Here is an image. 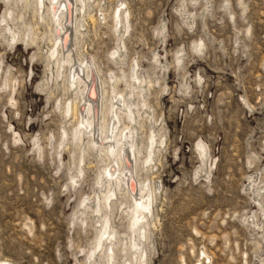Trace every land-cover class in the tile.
Returning <instances> with one entry per match:
<instances>
[{
  "label": "rangeland",
  "instance_id": "rangeland-1",
  "mask_svg": "<svg viewBox=\"0 0 264 264\" xmlns=\"http://www.w3.org/2000/svg\"><path fill=\"white\" fill-rule=\"evenodd\" d=\"M86 1L76 16L83 35L71 43L73 73L84 75L82 62H94L97 84L109 89L138 63L147 80L146 93L134 99L144 97L149 108L137 116L133 176L155 187L141 264H263L264 0ZM35 6L0 0V260L100 264L102 254L90 257L103 219L82 204L103 198L99 182L109 161L86 137H73L77 121L64 108L80 94L69 84V67L59 78L49 59L51 17L40 19ZM120 6L131 15L117 33ZM8 12L23 39L12 41L2 23ZM118 48L122 61L113 57ZM123 85L117 90L126 94ZM153 131L158 144L149 166ZM116 193L119 201L103 216L117 240L129 242L133 202ZM121 247L115 264L133 258Z\"/></svg>",
  "mask_w": 264,
  "mask_h": 264
},
{
  "label": "bare ground",
  "instance_id": "bare-ground-1",
  "mask_svg": "<svg viewBox=\"0 0 264 264\" xmlns=\"http://www.w3.org/2000/svg\"><path fill=\"white\" fill-rule=\"evenodd\" d=\"M28 2L29 0H25V3ZM35 2V10L40 19L46 20V14H48L49 18L51 17V20L49 21L51 22L52 27L50 26L51 36L49 40L52 44V49L49 53V59L56 61V66L58 67L57 73L59 78L67 77V75H69L67 73L71 72V75L68 76L69 84L71 85V88H73V90L75 89L74 92H76L77 95H81V100L80 97L77 98L78 96H80L78 95L76 98H74V100H76L74 102H71L68 109L64 108V114H66V116L68 117L73 116L77 121V127L73 133V137L78 138L79 143L84 141L83 139L84 137H86L88 139L89 146L92 145L93 148H97L100 153L105 154L109 161V164L106 161L108 165L106 166L107 168L105 167L106 169L103 171L100 177L101 181L99 182V186H101L102 189L106 188V192H103L104 194H102L103 198H100V196H96L97 198L96 200L94 199L95 201H90V203L87 204L88 200H90L87 199L82 204L84 210H90L93 212L92 214H97L99 218L102 217L101 219H103L102 221L98 220L100 224L99 237L97 239L95 249L92 251V255L90 257L91 261L93 259L96 260V254L99 252L103 256L104 262H101L102 264H115V262L118 261L116 260L117 253L115 248L118 244L122 246L121 251L123 250V252H127L128 249H130V251H134V253L132 254L133 258H131L130 261L128 260L129 258L127 260H124L128 261L127 264H134V262H136V264L145 263L147 262V256L145 252L147 249L145 250L143 248V242H141V240H145L147 239V237H149V235L147 236V226L149 222L148 217L151 218L153 214V204L155 202L153 189H155V187H153L152 189L151 186H149L150 184L147 185L149 182L145 184V182L142 181L144 185L141 183H137V180L134 179L135 177L133 176V171L135 170L134 163H136L135 161L138 160L136 159V155L139 154V151L137 150V147L139 146L137 144V134L139 132L137 133V129L135 127V125H137V116L139 115L140 118L142 109L149 108L147 104L148 102L144 97L142 100L139 99L140 104L135 103L136 101L134 99L135 97H142L143 93L145 92L146 87L144 88V86L145 83H147V80L145 81V79L142 77L138 63L132 66V72L128 76V78L125 75H123L122 77L114 76L111 84H108V87L110 86L109 89L104 87V85L100 82L101 80H99V83L97 84V81L95 79V72H97V69H95L96 66L93 65L94 62L92 64L90 61L84 60L82 62V65L78 63L79 66L81 65V67L83 66V68H85V74L82 75L80 69H77L74 74L73 72L76 68V62L74 61L73 47H71V43L75 35H83L80 31L81 24L78 23L76 16H78V13H82V10L86 8L87 1L35 0ZM80 4H82V7L80 6ZM124 9L125 7L123 8L120 6L114 13V22L116 24L115 28L117 33L122 32L121 30L124 28L123 26L125 23L127 25L130 24L129 19L131 14ZM9 14L10 13L8 12V14L3 17L2 23L5 25L7 31L11 33L12 41L15 42L17 40L23 39L12 30V27L8 21ZM10 15L12 16V14ZM90 15V19L95 22L96 19L94 18V16H92V14ZM103 16L105 18V15ZM25 40L26 38H24V41ZM122 40L123 38H121V41ZM123 45V48H126L125 43ZM120 52L121 50L118 48V50L113 53V57L121 58ZM119 61H122V58L121 60L119 59ZM177 62L180 63V60ZM67 67H69V72H66ZM107 83L108 82H105V84ZM119 84H124L127 88L128 93L123 94L121 92H118L119 90L117 89ZM96 86L99 90L98 93L96 91ZM101 92L102 95H99L101 94ZM105 97L107 100H105ZM99 115L101 116L100 118ZM143 119L145 118H142L141 121H143ZM123 121L124 124H122ZM139 124L140 123H138V125ZM151 135L152 136L150 138V142L148 143L149 158L146 157L147 161L145 162V164L149 166L154 163V149L157 148L158 144L156 132L153 131ZM68 136V134L65 135L64 142L68 139ZM162 144L164 145V141H162ZM68 146L69 145H67L66 147ZM203 153H205V151ZM140 155H142V153ZM80 177L81 175L73 178L72 181L75 185L79 184ZM115 187L119 189L121 196H124V198L130 197L133 202V205L131 207L132 215L130 223L131 235H128L129 242L127 240L124 241V239L123 242L117 240V233L112 230L113 227H111L109 216L106 213V215L103 216V210L105 208L109 211V209L112 208L114 201H119V195H117L118 192L116 193L117 189ZM124 187H127V189L123 191L122 189ZM260 198L262 197L257 195L255 201L260 203ZM102 203L104 204L103 206ZM120 203L121 205H123L122 202ZM93 204H95L94 207ZM251 219L252 218H250V220ZM98 261L99 260H97V262ZM0 264L11 263L8 261L6 262L0 260Z\"/></svg>",
  "mask_w": 264,
  "mask_h": 264
}]
</instances>
